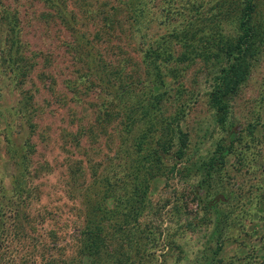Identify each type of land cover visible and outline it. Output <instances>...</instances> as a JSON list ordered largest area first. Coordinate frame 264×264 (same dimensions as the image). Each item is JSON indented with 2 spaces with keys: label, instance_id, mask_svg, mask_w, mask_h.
<instances>
[{
  "label": "rangeland",
  "instance_id": "obj_1",
  "mask_svg": "<svg viewBox=\"0 0 264 264\" xmlns=\"http://www.w3.org/2000/svg\"><path fill=\"white\" fill-rule=\"evenodd\" d=\"M57 1L68 20L56 18L61 27L49 18L50 2L0 0V48H7L5 39L11 37L2 17L6 10L17 12L20 19L17 32L24 47L20 53L26 58L38 54L31 61L36 64L29 80L20 88L3 86L0 93V207L10 203L6 221L0 222V264H118V260L122 264H264V46L256 51L247 80L229 97L221 128L207 104L219 69L215 61L189 63L178 78L166 76V86L154 87L142 71L138 49L144 38L181 31L192 22L194 29H200L202 42L212 39L213 33L216 39L219 32L235 38L236 21L220 18L225 15L224 0H145L142 24L133 38L126 35L135 33L133 28L124 26L127 9L116 8L125 0ZM67 22L74 25L73 30ZM117 31L121 39L114 38ZM75 39L92 48L78 51L82 59L93 60L98 73L104 74L107 62L110 67H122L121 60H131L125 73L136 87L127 105L150 88L166 89L161 102L170 107L174 100L188 103L181 122L184 155L158 154L161 170L153 169L147 200L135 220L124 222L125 211L119 212L117 196L100 201L116 210L115 219L122 226L98 222L94 235L100 245L91 250L82 242L93 212L88 206L93 188H87L103 174L118 180L129 158L121 135L124 111L113 94L117 86L107 83L108 87L96 86L90 92L75 82L71 73L78 62L73 50L65 47ZM126 42L128 53L123 49V54L118 45ZM84 59L80 73L97 83L84 74ZM68 78L74 80L70 86ZM178 89L182 91L177 98ZM19 104L32 118V131L27 124L20 127L21 119L14 114ZM103 118L109 120L101 123ZM11 120L9 129L6 121ZM220 155L222 164L217 158L208 188L204 164ZM20 169L32 199L9 193ZM11 202L19 207L14 218ZM106 242L116 247L112 257L103 246Z\"/></svg>",
  "mask_w": 264,
  "mask_h": 264
},
{
  "label": "trees",
  "instance_id": "obj_2",
  "mask_svg": "<svg viewBox=\"0 0 264 264\" xmlns=\"http://www.w3.org/2000/svg\"><path fill=\"white\" fill-rule=\"evenodd\" d=\"M45 1L50 2L48 6L52 9V14L49 15V18L51 17L54 21L60 18H62L60 19L62 21H68L64 10L62 9L61 11V5L63 6V4H58L57 0ZM223 2L226 3V8L222 10L223 13L225 12V15L220 18L222 22H228V20L231 22V19L232 22L233 20L236 21L237 36L235 38L229 39L219 32L220 35L217 34L216 39H214L215 34L213 33L212 39L209 37V40H204L202 42V38L199 37L200 29H194L195 24L192 22L191 24L185 25L181 31L173 29L170 33H165L162 37L156 39L144 38L139 42L138 49V52L142 54L140 61L142 71L146 74L147 80H150V85L154 87H159L160 85L162 87L166 86L164 80L166 76L178 78L189 63H197L200 61L202 64L207 65L215 61L219 69L217 70L216 76L213 78V85L208 94L207 104L214 112L217 124L221 128L224 127L223 125L227 118L229 97L235 94L241 84L247 80L255 53L259 48L264 46V0H224L222 3ZM146 3L145 0H125V2L116 7L121 8L122 6L127 9L126 16H124V26L127 24L128 29H130V27L133 28V30H131L135 33L126 34L131 36V38H133V36L136 37L135 35L139 32V29L136 28H140L139 25L142 24ZM2 15L9 26L8 32H10L11 37L7 35L5 39V42H9V46L7 48H0V71L2 72V74H0V93L3 86L9 87V84L14 88L22 87L25 83V79L29 80L32 68L36 64L31 61L38 57V54H32L26 58L20 53V47H23V44L20 43V36L18 33L20 30L18 13L15 12L11 14L4 10ZM104 20H110V18H105ZM55 22L61 27L60 23L62 22ZM67 24L69 25V29L73 30L74 25L68 22ZM106 26L108 27L109 25L107 24ZM120 30L122 31V29ZM121 31L114 33V38L117 37V39H121ZM98 40L99 39H96V41ZM87 44V42L78 41L77 39L73 41V44L66 42L65 47L73 50V58L78 62L74 63L75 72L72 71L71 75L75 82L79 83L81 88L90 92L96 90V86H101L102 88L108 87L107 83L112 87H114V85L117 86L116 92L113 94L114 98H118L120 101L119 107L121 108V112L124 111L123 118L120 119L123 130L121 135L125 136L126 144H124L123 147H126L124 150L126 158H129L127 166L124 165L122 167V175L118 180H116L113 175L103 174L95 178L91 186L87 188V190L93 188L89 194L92 200L88 205L89 209L93 212H91L90 215L92 218H89L85 224L82 242L84 248L91 250L97 249L100 245L99 238L94 235L95 231L98 229L96 228L98 222L105 220V222L111 221L112 227L122 226L117 223L119 218L115 219V216L118 215L116 210L101 205L100 201L117 196L121 203L119 212L125 211L124 219L126 220L124 222L128 223L127 219L135 220L136 214L143 209V202L147 200L146 194L150 185V178L154 175L152 173L153 169L157 171L161 170L159 167L160 161L158 162V154H165L173 151L176 156L182 157L184 155L186 139L182 132L181 122L188 103L185 104L174 100L175 102H172V107H170L166 102H161L167 94L166 89L163 91H155L153 88H150L133 100V103L127 105L128 100L134 93L133 89L136 87V84L131 81V75L127 72L125 73V67L129 66L128 64L131 60H121L120 63L123 62L122 67L121 64H119L120 67H110L109 62H107V64H105L106 69L103 68L105 69L103 74L102 72L98 73V67H95L93 60H86L83 58L86 62L84 74L90 77L92 76L91 80L96 79L97 83H94L90 81V79L83 77L80 73L82 71L79 69L82 68L81 61L83 59L80 55L81 51L79 52L78 48L91 51L92 48L88 47ZM118 48L123 54V49L128 53V42L118 45ZM195 57L198 58V60ZM100 62H102L101 59ZM182 64L183 66L181 67ZM108 67H110L109 70ZM74 80L68 78L66 80L67 85L69 84L70 86V83ZM174 80L177 81L178 79ZM110 82L114 84L110 85ZM179 86L182 88L183 84L180 83ZM181 91L182 90L178 89L174 93L177 98L180 96ZM139 97L142 98L140 99ZM24 103L23 101V104ZM14 114L19 120L21 119L20 127L27 124L28 128L31 131L33 130L34 125L31 122L32 118L27 115L25 106L23 107V105L20 106L19 104V108L14 109ZM13 120L6 121V125L9 129L12 127ZM106 120L109 119L106 118ZM106 120L103 118L100 122L104 123ZM107 122L109 123V121ZM127 137H129V140ZM133 152H135L136 155L133 156ZM130 153L131 156L128 157ZM221 157L222 155L213 157L211 161L204 164V169H206L203 180L207 183L208 188H211L209 181L211 173L214 172V168L218 164L217 162L221 160ZM23 172H26V175L28 174L27 170ZM13 180L15 185L13 192L12 190H8L10 195H13L15 192V194L19 195L20 199L23 198V196L30 198L28 191H31V188L26 189L25 174L22 173L21 169L14 174ZM202 183L205 184L204 181H202ZM31 187L33 190V186ZM121 192L123 193L122 196L119 195ZM87 193L88 192H86V195ZM8 202H10V200H8ZM9 204L5 207H0V222L6 221L7 216L5 213H9ZM11 205L13 206L12 208H15L14 210L16 212L13 218L15 215L17 217L19 207L17 205L15 206L13 202H11ZM2 225L3 224H0V228ZM119 232L121 234V231ZM133 237H136L135 234H133ZM125 239L127 240V237ZM103 246L111 250L109 255L112 257L113 255L110 253H113L116 247L114 249L111 248L110 243L107 242ZM117 247L121 248L120 246ZM133 251L136 254V250L133 249ZM126 253H129V251ZM108 259L107 256V260ZM118 264H122V261L118 260Z\"/></svg>",
  "mask_w": 264,
  "mask_h": 264
}]
</instances>
